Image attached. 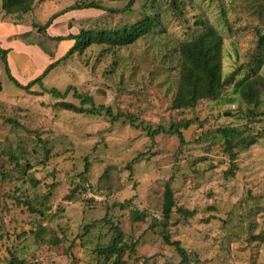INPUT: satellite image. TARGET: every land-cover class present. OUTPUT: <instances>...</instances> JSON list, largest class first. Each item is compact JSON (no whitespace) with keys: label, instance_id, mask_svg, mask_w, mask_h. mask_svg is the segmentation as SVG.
Wrapping results in <instances>:
<instances>
[{"label":"rangeland","instance_id":"374dc122","mask_svg":"<svg viewBox=\"0 0 264 264\" xmlns=\"http://www.w3.org/2000/svg\"><path fill=\"white\" fill-rule=\"evenodd\" d=\"M73 1L43 0L33 11L13 19L4 16L0 0V22L18 29V33L3 38L7 30L2 28L0 50H5L6 59H14L15 71L8 67L21 85L28 84L21 79L33 72L36 61L24 50H13L16 35L24 27L43 24L51 12ZM97 1L117 8L127 0ZM152 1L136 0L131 12L123 14L100 9L74 11L76 19L63 27L57 25L53 29L56 33L121 26L137 18L143 7L151 6L149 10L159 11L161 17L153 34L130 46L115 49L92 45L82 54H74L34 83L29 88L32 91L15 85L0 60V152L10 150L20 156L12 160L4 154L0 157V264H8L13 254L44 264H102L103 257L92 251L112 239L109 226L101 221L106 214L119 223L125 241H138L135 253L125 254L128 264H178L179 257L163 243L161 233L166 184L173 189L178 205L195 212L187 220L174 214L168 228L173 238L196 252L198 264H264V240L260 241L264 234V116L243 117L251 111H264V65L249 82L258 93L251 103L253 97L248 101L249 97L244 99L241 94L242 90L248 94L246 81L237 83L244 76L241 73L222 97L195 109L172 110L178 44L190 36L188 26H194V20L188 23L173 16L168 0ZM237 1L243 10L250 0ZM218 2L195 0L187 16H206L222 30ZM238 8L226 10L230 20ZM243 15L240 31L224 41V78L240 62H246L253 48L247 18L254 17L248 10ZM48 30L51 32L52 27ZM70 44L60 42L55 57ZM69 86L114 112L130 113L134 123L61 109L57 105L60 100L79 104L73 89L64 98L42 90L55 87L64 91ZM10 118L17 126L8 121ZM183 118L194 120L182 129L184 144L168 133H160L151 141L144 128L168 129L171 121ZM226 125L257 136L255 143L236 149V167L230 173L223 137L216 132ZM38 140L43 142L39 146ZM45 144L50 154L44 160ZM19 148L25 149L23 155H19ZM26 160L31 167L22 172ZM132 197V203L126 204L125 200ZM26 198L38 211L27 209ZM136 209L145 212L140 221L135 219ZM94 222L87 234L78 236L86 224Z\"/></svg>","mask_w":264,"mask_h":264},{"label":"trees","instance_id":"16d2710c","mask_svg":"<svg viewBox=\"0 0 264 264\" xmlns=\"http://www.w3.org/2000/svg\"><path fill=\"white\" fill-rule=\"evenodd\" d=\"M43 0H1V10L4 16H11L13 19H19L31 12L35 7L40 4ZM119 1V0H114ZM213 1V0H211ZM217 8L219 10V20L222 23V30L214 25L206 16H191L188 17V7L193 8L195 0H168L170 10L173 12L172 15L183 18V21L188 22L194 20L192 24L195 28L188 26L191 34L188 38L183 39L178 44V57H179V70L178 78L176 83V90L171 103L172 110H183V109H195L199 104L207 101H213L223 96L226 92V88L233 82L238 75L244 74L238 80V85H242L244 81L245 88L248 89V94H242V97L246 99V96L253 97L249 103L253 102L257 98V92L252 90L253 83H249L254 78L264 65V0H250L245 2V7L242 10L241 1L238 4L237 0H217ZM136 0H127L123 7H106L99 3L97 0H74L72 3L64 6L59 10H55L49 14V17L43 24H36L28 32L17 34V39L26 41L31 44L38 45L45 54L49 57V63L45 66L44 70L39 76L31 79L28 84L21 85L17 79H15L10 73L9 67L6 61L5 50H0V60L4 64V70L10 80L15 85L21 87L24 90L29 88L36 83L41 81L49 72H51L56 66L62 62L71 59L74 54H82L88 47L92 45H103L107 48H122L134 44L140 38L146 35L153 34L159 25L161 14L159 11L152 13L148 7H143V11L139 12L137 18L130 22H127L121 26L112 28H96V27H81L77 32H69L67 34H54L51 35L48 32V28L53 24L55 19L70 11H81L90 9H100L110 14H123L125 12H131L133 5ZM152 2H156L153 0ZM155 4V3H154ZM152 4V5H154ZM230 7H239L236 11L234 19L230 20L227 15V9ZM254 17L248 16V24L252 28V50L247 56L246 62H240L239 65L230 73L226 78L223 76V51L224 41L227 38L235 37L240 31L239 25L242 23L243 14L246 11ZM3 19V18H1ZM67 21V25L71 20ZM64 25L65 23H59ZM58 24V25H59ZM59 25V26H60ZM57 27V26H56ZM32 33V34H31ZM227 33L228 36L224 34ZM233 37V38H234ZM31 38H34L32 40ZM62 41H70V45L67 50L60 56L55 57V53L58 45ZM52 46H51V45ZM248 81V82H247ZM69 89H73V96L79 100V104L76 105L72 102L60 100L57 105L64 110L73 111L76 113H89V114H103L109 118L111 122H117L119 119H129L131 123H134V117L130 113L114 112L110 106L104 104H96L91 95H86L78 92L73 86L67 87L64 91L55 87L42 88L43 91L51 93V95L59 98H64ZM2 90V84L0 80V91ZM255 91V95L251 96V93ZM247 101V100H246ZM247 101V102H248ZM254 118L257 116H264V111L257 113L251 111L248 114H244L243 117ZM13 125L17 126V121L14 119L8 120ZM192 119H179L171 121L168 129H164L160 126L151 128L145 126L147 135L151 141L154 137L160 133H168L175 135L180 144L185 143V138L182 129H187L193 124ZM138 127V124L135 125ZM250 129V128H248ZM216 132L223 137L224 152L228 154L230 159V168L227 171H233L235 168V161L237 158L238 150L243 149L255 143L256 137L251 134H244L243 130L237 126L226 125L218 127ZM42 140H38L37 146L42 144ZM19 155H23L24 148L18 149ZM35 152V150H33ZM49 148L45 144V159L49 156ZM6 155L10 160L18 159L17 156L10 150H3L0 152V157ZM18 163V161H16ZM31 164L29 160H26V164L22 167V172L27 168H30ZM87 169V163L85 166ZM17 189V188H16ZM133 201V197L126 199L125 203L130 204ZM24 203L28 205V210L38 211L27 198ZM123 207V206H122ZM135 219L140 221L143 219L144 211L133 210ZM264 213V206L262 208ZM194 210H188L177 204L174 196V191L169 184L165 185L163 194V201L161 205V233L163 243L172 247L173 251L179 257L178 264H198L199 258L196 252L189 250L184 246L179 239L173 238V233L168 228L171 217L177 214L187 220L188 217L194 215ZM97 221V220H96ZM109 226L112 231V239L107 244L96 246L92 253L98 257H103L102 264H128L125 254L126 252L135 253V247L138 241H125V235L122 228L119 226L117 221L108 218L106 214L101 220ZM98 222V221H97ZM96 224L88 223L84 226V232L79 237L87 234L89 230ZM264 235V234H263ZM260 236V241L264 240V236ZM138 258V257H136ZM8 264H44L42 262H30L25 258L13 254Z\"/></svg>","mask_w":264,"mask_h":264},{"label":"crops","instance_id":"0c3cea01","mask_svg":"<svg viewBox=\"0 0 264 264\" xmlns=\"http://www.w3.org/2000/svg\"><path fill=\"white\" fill-rule=\"evenodd\" d=\"M74 11H70L68 13H65L59 17H57L55 19V21L53 22V24L50 26L52 27V30L51 32H48L51 34V35H54V34H58L56 33L55 31L56 30H53V29H56V26L59 24V23H65L64 25H67V21L70 20L71 18H76L75 15H73ZM28 27V26H26ZM49 27V28H50ZM60 27H63V25H60ZM2 28H4L5 30H7L4 34H3V38L4 37H8L9 35H14L16 32H17V28L11 24H7V23H1L0 22V31L2 30ZM48 28V29H49ZM31 28H26L25 27L23 29H21L19 31V34L21 33H24V32H27L28 30H30ZM18 33V32H17ZM22 44V46H21ZM4 46V45H3ZM22 47V49L20 48ZM5 48H9L8 45L5 46ZM13 50L17 51V50H24L25 53L30 56L31 58H34L35 61H36V65H35V68L33 70V72L30 73V75L26 76V77H23L21 80H26L27 82H29V80H31L33 77H35L36 75H39L45 68V66L49 63V58L48 56L45 54V52L36 44H31V43H28V42H24V41H21L20 39H18V42H15L14 43V46H13ZM7 61V66L11 67L12 68V71H15V69L17 68L16 65H15V61L14 59L10 56L6 59Z\"/></svg>","mask_w":264,"mask_h":264}]
</instances>
